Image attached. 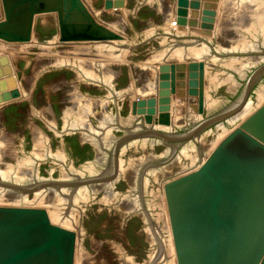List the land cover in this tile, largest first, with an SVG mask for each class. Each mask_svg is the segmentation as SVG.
Listing matches in <instances>:
<instances>
[{"label": "rangeland", "instance_id": "obj_1", "mask_svg": "<svg viewBox=\"0 0 264 264\" xmlns=\"http://www.w3.org/2000/svg\"><path fill=\"white\" fill-rule=\"evenodd\" d=\"M79 1L0 0V109H3L2 112L0 111V170L6 171L21 165L22 160L33 156L36 148L42 155L49 151L52 157L47 159L43 156L39 157L37 168L43 178L49 176L54 182H60L58 179L61 178L64 170L59 164L61 162L57 164L56 157L52 156L59 153L65 157V165L63 164L65 168L67 167L65 170L69 171L73 166L79 168L85 165L88 167H84L88 169L85 174L94 178L88 179L87 182H98L100 178L109 174L113 151L108 150L107 152H111L105 158L97 159L95 147L82 139L80 130L66 129V124L71 121L75 122V119L80 121L87 108L88 120L93 127L101 125L95 112L98 110L111 117L114 115L113 118L130 117L134 113L140 121L148 122L149 119H155L163 127H175L173 134L181 133L184 129H188L189 124L186 125V122L200 114L197 109L200 106L198 100L201 99L204 106L202 113L204 117L214 115L234 102L249 77L248 73L247 77L241 78L232 68L220 64L205 63L202 70L198 62L191 61L187 64L183 60H176L174 64L182 63L186 66L181 84L180 78L174 74L176 70L174 71L172 65L166 62L164 50L170 49L178 41L189 39L191 37L187 36L189 31L198 28L200 30L206 28L210 31L215 29L217 32L214 31L216 35L212 36V39L197 35L194 38L198 37L195 46L199 43L205 44L212 53L225 58L234 57L238 53L232 50L228 52V48L223 50L218 46H233L237 43L242 47V44L249 45L250 39L252 41L255 39L253 36L259 34L258 30L251 27V30L243 31L242 28L245 26H240L241 23L234 24L232 17L224 19L222 25L226 28V33L221 35L220 29L218 30L216 26L220 12L217 0H123L125 3L123 7L110 9L104 7V0H81V3ZM230 6L228 13H231V16L248 13L242 11V7L234 12V6ZM7 12L15 14H6ZM171 18L176 20L177 28L170 27L169 30L170 25L167 23L172 20ZM178 26L184 29L180 30ZM218 27L221 28L220 25ZM177 30L184 32L179 33ZM228 30L229 34H227ZM259 35L262 37L263 34ZM227 42L229 44H226ZM249 55L253 53L246 54ZM156 62L161 65L163 63V67L160 65L159 68ZM189 64L196 66L188 68ZM152 66L157 68L156 71ZM227 72L241 81L240 88L234 94L227 89L230 84V81H226L227 76L230 75ZM263 80L264 73L253 85L250 96L255 93L258 86L263 85L260 83ZM107 81L111 82L117 96L110 97L112 95L108 92ZM150 88H156L154 89L156 96L152 94L155 99L151 98L157 99L158 102L154 101L155 104L146 101L147 96L151 95ZM205 96L209 102L206 99L202 100ZM101 98L107 100L104 108L102 104H96ZM81 100L87 102L84 101L83 104ZM203 102L207 105L212 102L210 109ZM222 102L224 104L222 107L217 106ZM70 111L74 114V119L67 116ZM155 120L151 122L155 123ZM165 120L168 123H165ZM143 129L145 130L144 127ZM209 129L210 127L204 129L201 134ZM111 133L120 142L123 137L128 136L129 131L119 128ZM213 134L206 136L210 143L215 137ZM132 138L120 142L115 152L116 159L122 156L126 164L145 156L144 153L150 146L149 138L158 139L151 135ZM144 140L147 141L143 142ZM158 140L159 143L147 150L154 154L161 153L166 148L168 152L172 151V147ZM169 143L174 144L179 141L174 140ZM125 145L127 147L121 152ZM203 156L204 153H201V159L199 158L201 161ZM170 158L171 155L161 161L166 162ZM158 166L159 163L149 161L145 167H142V172L140 171V176L143 178L139 177L138 190L135 191V196L143 205L138 209L139 213L132 209L123 215L118 204L114 203L116 204L114 205L110 200L108 201L101 191L94 196L88 195L84 203L79 202L83 211L81 213L74 211L73 226H71L72 231L76 232L74 264H145L153 250L151 240L153 235L158 239V244L160 242L162 251L157 252L155 255L157 258L152 259L149 264L152 262L173 264V254L171 256L168 252V249L170 250L168 242L166 241L165 245L164 236L159 234V231L162 233L164 226L160 214L161 201L158 205L153 203L155 206L153 204L150 206L148 203L149 193L157 190V183L152 190V184H146L144 180L148 170ZM75 185L76 183L71 184L70 187L73 188ZM129 188L130 183L125 179H120L116 183L118 194L124 195ZM25 192L29 196L32 195V192ZM144 217L148 218L147 224Z\"/></svg>", "mask_w": 264, "mask_h": 264}, {"label": "bare ground", "instance_id": "obj_2", "mask_svg": "<svg viewBox=\"0 0 264 264\" xmlns=\"http://www.w3.org/2000/svg\"><path fill=\"white\" fill-rule=\"evenodd\" d=\"M217 1L219 3L218 10L220 12H218L219 18L216 21L217 22L216 26H217L218 30L220 29L222 36L224 33H226V28L224 27V25H222L224 23V19H226V18L228 19V18L232 17L234 24L241 23V24H239L240 26H245L242 28L243 31H244V29H246L247 31L251 30L250 28L253 27V29L259 31L258 32L259 34L260 33L263 34L262 37H260L259 34L255 33L256 35L253 36L255 39L253 41L250 39L249 45H247V46L243 45L242 43H241L242 47L237 43L234 44L233 46L232 45H230V46L228 45L226 47H225V45L218 46V47L223 48V50L224 49L226 50L228 48L227 49L228 52H230L232 50V51L238 53L234 57L225 58V57H221L222 55L219 56V55H215L214 53H212L211 50L209 49V47L205 44L199 43L196 46L194 44L195 42H197L195 40L198 37L196 39H194L197 35H200V36L202 35V36L206 37L207 39H210L212 36L216 35V33H214V31L217 32V30L214 29V30L210 31L208 28H207L208 30H206V28H205V30H202V29L200 30L199 28L197 30L192 29L194 31H192V32L189 31V34L191 33V35H189V34L187 35V36H191V37L189 39H183L182 41H178L172 47L170 46L171 47L170 49L167 48L166 50H164V51H166L164 57L166 59V62L170 63V65L174 64V61H176V60H183L187 64L191 61L192 62L193 61L203 62V67H204L205 63L206 64H220L221 66L224 65V66L232 68V70L237 72L238 75L241 76V78H244L245 76L247 77L248 73L252 72L254 70V68L258 67L259 64L263 63V61H264V14H262V12L264 13V0H217ZM230 5L234 6V12H236L237 10H239L242 7V11H245V12L248 11V13L244 14V12H243L240 15L243 19H241V17L238 15L234 16L235 14L231 16V13H228L230 10L229 8L231 7ZM172 14H174V13H172ZM175 15H177V14H175ZM214 18H215V16H214ZM215 19H217V18H215ZM229 21H230V19H229ZM167 24H169V23H167ZM219 25L221 26V28L218 27ZM170 27H171V29L177 28V26L173 27L171 25V26H169V30H171ZM232 28H233V26H232ZM178 29L182 30V29H184V27L178 26ZM180 30L179 31L177 30V32H179V33L184 32V31H180ZM231 30L232 29H230V31ZM186 32H185V34H186ZM227 32H228L227 34H229V30ZM252 32H253V30H252ZM247 35H248V33H247ZM178 37H180V36H178ZM237 39H239V38H237ZM237 39H234V41H236ZM96 42H98V40ZM226 44H229V42H227ZM236 46H238V47L240 46V47L238 48ZM225 52H227V51H225ZM249 53H253V55L246 56V54H249ZM174 56H177L178 58L175 59ZM162 60H164V59L162 58ZM156 63H158V62H156ZM153 64H155V63H153ZM160 65L161 64H159V68H160ZM161 67H163V63L161 65ZM154 69L156 71L157 68H154ZM154 69L149 68V70H154ZM158 70H157V72H158ZM156 74H158V73H156ZM156 74H155V76H156ZM228 74H230V73H228ZM228 74H226V76ZM96 76H92V77H96ZM150 76H152V75H150ZM161 78H163V77H161ZM222 79H224V78L222 77ZM239 80L236 79L235 77H233L231 74L227 76L226 81H230L229 82L230 84L228 85L227 89L230 91L231 94H234L240 88L241 81H239ZM151 83L153 85V82H151ZM260 83L263 85L258 86V88L255 90V93L253 95L248 96V98L246 100L247 102L241 108H239L235 114H233L231 117H228L224 122H222V123L220 122L219 124L213 126L209 130H206L205 133L204 132H203V134L200 133L199 136L190 139V141L188 140L189 142L186 141L187 143L184 144L177 151H175V150L178 147L175 148V150L170 147L172 149V151H171L172 153L168 152V148H166L163 152L154 154L151 151H148L147 149L149 147H152L153 145H156L157 143H159V140L156 138H149L148 143L150 142V146H148V148L146 149L147 152L145 151V153H144L145 156H143L142 159H140L141 157L140 158L138 157L139 159L138 158L134 159V161L130 162V163L127 161L128 164L125 163L124 159H122V156H120L118 158V160L116 159V161H115V156L112 154L111 151H114L113 149L115 148L118 140L111 133L112 131H114L115 129H119V128H121V129L125 128V129H127V131H129V135L131 136V134H133V136L135 138L136 136L141 135V134H139L140 132H138V131H141L143 127L145 128V130H147V128L149 126V127H151V130L154 129L155 132L159 131V132H164L165 134L166 133L173 134V132L175 131L176 128L173 126L163 127L162 125L158 124L155 119H149L148 122L140 121L138 118L135 117L134 113H132L130 117H122V118L119 117L120 118L119 119L117 117L113 118L114 115L111 117V116H108L107 113L101 112L98 110L95 112H96V116L100 119L101 125H99L97 127H93V125L92 126L90 125V122L88 120L89 111L87 108L84 116L80 117V121L77 119H75L77 122L71 121L70 123H68L69 125L66 124V126L68 127V128L66 127V129L67 130L73 129V130H77V131L80 130L81 131L80 134H81L82 139L86 142L92 143V145L95 147L97 159L105 158L108 155V153L111 152L112 160H111L110 172L113 169L114 162L116 163V172H115L114 176L111 179H107V180L102 179L98 182H87L88 179H94V178H90L89 176H87L85 174L86 172H88V169H86L88 167H86L84 165V167H86L84 169V167L78 168V167L73 166L69 169V171L65 170L67 168V167L65 168V166H64L65 165V157L62 156L61 154L57 153L56 155L53 154L52 156L56 157L57 164L59 162H61L59 164H61V166L63 167V170L65 172L63 171L61 173V178L58 179L60 182H54L49 176H47V178H43L39 174V170L37 168L38 162H39V157L41 158V156H43L44 159L45 158L46 159L52 158L49 155V151H47V149H46L47 153L42 155L35 148V152H33V156L27 155L28 158L22 160L21 165L19 164V166H16V167L11 166L12 169H8L6 171L0 170V209H2L3 207H12V208L17 209V208H23V206H28L26 208H37L40 210H44L46 212L47 217L49 218V222L51 224L57 225V226L65 229L69 232H73L72 231L73 228H71V226H73L74 211L80 212V213L83 211L82 207L79 205V202L82 201L84 203L85 202L84 200H86L88 195L94 196V194L99 193L100 191L102 193H104V196L107 197L108 201L110 200L113 204L114 203L118 204L120 211L123 212V215H125V213L127 214V212L132 210V209H134L133 211L136 210L135 212L139 213L138 209H141L143 207V205L140 204L139 199H137L138 197L135 196V193H136L135 191L138 190L137 187L139 186V182H140L139 177H141L140 176L141 172H142L141 169L143 166L145 167L146 164L149 163V161L156 162V163H159L160 166H158L156 168L149 169L148 172L146 173L145 177H144V180H146V182H147L146 184H150V183L152 184V187H153L152 190L155 189L156 183L158 186L156 188L157 190H154L153 192L149 193L150 199L148 198V203L150 206L153 203L155 205H158V203H160V201H161L162 212L160 211L161 212L160 214H161V217L163 219L162 223H164L163 228L162 227L161 228L164 231L162 230V233L159 230L158 231H159V234H162L164 236L163 238H165V239L163 241H165V245H166V241L168 242V245L170 248V250L168 249V252H170L171 256L173 254V256H172L173 257V264H178L177 258L175 256V252H174L173 235H172V230L170 228L169 209H168V205L166 203V197H165L166 183L174 180L176 177L182 176L184 174H187V173L197 169L200 166V164L204 160L207 159L206 157L211 154L212 149L217 147L225 139V137L229 133L233 132L237 127H239V124L241 122H243L247 117L250 116V114L252 112H254L260 105H262L264 103V80ZM150 84H149V86H150ZM107 87L109 90V91L108 90L107 91L109 92V94L111 93V95H112L110 97L117 96V94H116L117 92L114 93L113 86L111 85L110 81H107ZM154 89H156V88H154ZM154 89L150 88L151 95L147 96V100H146L147 103L148 102L154 103V101L157 100V99L156 100L151 99V98L155 99L154 95L156 96V94H155L156 90H154ZM157 90H158V87H157ZM204 90H205V88H204ZM205 91H207V90H205ZM207 92H204V93H207ZM109 94H107L108 95L107 97H109ZM152 94H154V95H152ZM208 95H210V93ZM159 96H160V94H159ZM202 96H203V94H202ZM206 98H207V96H205V98H203L202 100H204ZM117 99H119V98L117 97ZM207 99H206V101H208ZM84 101L87 102L86 100H83L82 101L83 104H84ZM106 101H104V99L101 98V100L97 101L96 104H102V106L104 108V106L107 104ZM225 101H224V103H225ZM157 102L158 101H156V103ZM211 104H212V102H210L208 105L207 104H205V105H207L208 106L207 108H209V106H211ZM218 104H217V106L222 107L223 102L220 105H218ZM84 108H86V106ZM84 108H83V110H84ZM90 108H89V110H92ZM150 108L152 109V105ZM2 110L0 109L1 112H2ZM207 112H208V110H207ZM209 113H207V114H209ZM73 115L74 114L71 113V111L69 113H67V116H69L70 119L71 118L74 119ZM109 115H111V114H109ZM69 117H67L68 120H69ZM200 117L204 118V116L201 114V112L196 118H191V120L189 119V121L186 122V125H187V123L189 124V126H187L188 129L192 128L193 126H195V124L199 123V121L201 120ZM153 120H155L156 122L155 123L151 122ZM52 121H54V120L52 119ZM142 122L144 123V125ZM149 134H154V133H149ZM209 134H213L215 136L212 143H210L211 141H208V139H207L208 137H206ZM43 139H45V138H43ZM145 141H147V140H144L143 142H145ZM43 144H44V142H43ZM142 144L145 145V143H142ZM142 144H140V145L142 146ZM37 145H35V146H37ZM38 146H40V145H38ZM125 147H127V145L123 146V149L121 152L124 151ZM136 148H138V147H136ZM225 149L228 152L236 155L237 157H239L242 160L264 159V151H262L256 147L249 146L248 143H246V141H244V139H242L240 136L236 137L234 140H232L230 143H228L225 146ZM108 150H111V151L107 152ZM201 153L202 154L204 153V156L202 158L203 161L200 160L201 159L200 158ZM170 155H171V158L168 159L166 162L161 161L164 157H168ZM15 159H17V158H15ZM161 162H163V163H161ZM74 175H76V176H74ZM141 178H143V177H141ZM120 179H123V180L125 179L130 183V188L128 191H126V193H124V195L118 194V192L116 191V183ZM76 180L78 182H76ZM66 181H70V182H66ZM74 183H76L75 187L71 188L70 185L71 184L73 185ZM77 183H78V185H77ZM54 185H56L57 188H55L56 186L54 187ZM31 186H37V187L35 188V190L32 192V195H30V196L24 190H22V192L18 191L21 188H24V187L28 188ZM146 186L148 187V185H146ZM16 188H19V189H16ZM147 191L149 192V189ZM116 204H114V205H116ZM71 211H73V212H71ZM15 215L16 214H14V213L5 212V211L0 210V222L13 221L15 219ZM140 216H141V214H140ZM31 217H33V216L26 214L25 216H23L19 220L18 223L23 224V222L29 221L31 219ZM158 220H156V221H158ZM144 221L147 224L148 218L144 217ZM145 229H147V227ZM155 229H156V226H155ZM153 232H155V231H153ZM73 233H75L74 252H73V258H74L75 244H76V232H73ZM150 234H152V233H150ZM7 238H8V233L7 234L0 233V240L3 239L6 241ZM43 238H44V235L40 231L39 227L32 228L28 232L27 235L20 237L19 240L14 241V242H8L7 243L8 249L19 248V247H22L23 245H27L29 243L36 244V243L40 242L41 240H43ZM151 240H152V249L153 250L151 251V254L149 255L150 256L149 260H146L145 264H149V262L152 261V259L157 258V256L155 257L157 252L162 251V247L160 246V242L158 244V239L154 235L151 238ZM0 248H1V245H0ZM53 259H54L53 257H48L46 253H41V254H38V255H35L33 257L28 258L23 264H48L50 261H53ZM74 261H75V258H74ZM74 261H73V264H74ZM152 264H153V262H152Z\"/></svg>", "mask_w": 264, "mask_h": 264}, {"label": "water", "instance_id": "obj_3", "mask_svg": "<svg viewBox=\"0 0 264 264\" xmlns=\"http://www.w3.org/2000/svg\"><path fill=\"white\" fill-rule=\"evenodd\" d=\"M104 4L106 9L125 5L123 0H104ZM198 64L203 70V63ZM191 66L196 65L191 64L188 68ZM171 68L176 70L175 74L183 84L185 64H172ZM263 73L264 63L249 73L232 104L214 115L201 118L192 128L165 134L148 127L147 130L142 128L138 136H155L175 150L204 129L212 128L235 114L247 102L253 85ZM198 101L200 106L197 109L202 114L204 106L201 99ZM238 136L249 146L264 151V103L229 133L197 169L166 183L165 197L178 264H264V159L242 160L228 152L225 146ZM132 137L133 134H128L120 142ZM174 140L179 143H169ZM120 142L113 149L115 161ZM115 172L114 162L112 171L100 179H111ZM36 187L16 189L33 192ZM0 210L16 214L13 221L0 222V233H8L6 241L0 240V264H23L41 253L54 258L48 264H73L75 233L51 224L44 210L24 206ZM26 214L33 217L19 224ZM36 227L43 233V240L8 249V242L19 240Z\"/></svg>", "mask_w": 264, "mask_h": 264}, {"label": "built area", "instance_id": "obj_4", "mask_svg": "<svg viewBox=\"0 0 264 264\" xmlns=\"http://www.w3.org/2000/svg\"><path fill=\"white\" fill-rule=\"evenodd\" d=\"M169 25L171 26H173V27H176L175 25H176V21L174 20V19H172L170 22H169Z\"/></svg>", "mask_w": 264, "mask_h": 264}, {"label": "crops", "instance_id": "obj_5", "mask_svg": "<svg viewBox=\"0 0 264 264\" xmlns=\"http://www.w3.org/2000/svg\"><path fill=\"white\" fill-rule=\"evenodd\" d=\"M8 13L11 14V15H12V14H15L14 12H11V13H10V12H7L6 14H8ZM2 14H3V13H2ZM0 15H1V13H0Z\"/></svg>", "mask_w": 264, "mask_h": 264}]
</instances>
